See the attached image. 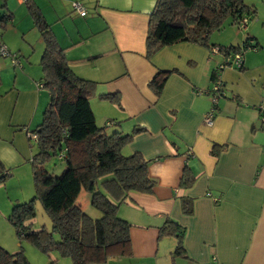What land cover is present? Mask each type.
Returning a JSON list of instances; mask_svg holds the SVG:
<instances>
[{
    "label": "crops",
    "instance_id": "crops-1",
    "mask_svg": "<svg viewBox=\"0 0 264 264\" xmlns=\"http://www.w3.org/2000/svg\"><path fill=\"white\" fill-rule=\"evenodd\" d=\"M34 1L73 72L97 84L90 103L98 126L108 134L142 130L122 152L140 153L156 186L152 194L130 193L119 206L118 215L132 225L133 254L107 264H172L177 241L159 237L167 220L186 230L185 257H176L175 264H264V13L260 15L259 1L245 0L256 9L252 23L260 32L252 31L250 23L244 40L251 38L258 47L242 54L241 69L226 67L219 73L223 96L211 126L204 118L212 108V76L225 56L180 43L149 60L146 41L157 0ZM81 2L87 8L84 17L73 7ZM5 13L13 17L1 39L15 27L18 13L24 19L17 34L25 37L36 28L21 0H0V17ZM38 49L43 54L40 42ZM41 57L36 59L39 66ZM30 65L15 70L2 68L0 61V161L12 176L21 170L27 178L36 155L30 133L42 123L50 103L41 66ZM159 71L173 73L157 98L149 83ZM20 81L27 86L21 88ZM109 94L118 95L121 105L101 99ZM213 145L224 147L218 157L211 153ZM185 168L195 176L188 189L180 187ZM185 198L193 201L190 216L182 211Z\"/></svg>",
    "mask_w": 264,
    "mask_h": 264
},
{
    "label": "trees",
    "instance_id": "trees-1",
    "mask_svg": "<svg viewBox=\"0 0 264 264\" xmlns=\"http://www.w3.org/2000/svg\"><path fill=\"white\" fill-rule=\"evenodd\" d=\"M25 4L44 43L40 66L50 103L42 123L33 132L38 144L31 160L36 196L29 202L14 205L7 219L20 241L31 242L47 255L69 257L73 264H107L114 258H130L132 225L118 215L119 206L128 200L130 193L152 194L156 186L149 174V162L140 153L126 156L122 152L142 130L135 129L126 135L108 134L106 128L98 126L90 103L97 84L73 72L40 7L34 0H26ZM256 15V9L245 0H157L150 15L146 56L150 60L164 47L180 43L217 49L225 57L256 50L258 44L251 43V38L237 46L210 43L211 33L222 30L226 22L239 25L243 20L256 19ZM12 17L11 13L0 17L1 31ZM172 73L159 71L149 83L157 98L161 97ZM218 76L216 69L213 80ZM101 99L121 105L115 94L103 95ZM213 107L217 111L218 105ZM223 149L213 145L211 153L218 157ZM55 157L65 164L60 175L46 166ZM9 177L10 172L0 161V185ZM194 182L191 169L185 168L180 187L188 189ZM83 192L90 194L91 206L100 217L93 218L82 209L79 197ZM37 199L51 219V231L32 227ZM182 211L186 216L192 215L193 201L182 199ZM185 233V228L173 220H167L160 228V238L177 241L171 254L172 264L176 257H185ZM0 264L30 263L22 247L11 253L0 244Z\"/></svg>",
    "mask_w": 264,
    "mask_h": 264
},
{
    "label": "rangeland",
    "instance_id": "rangeland-1",
    "mask_svg": "<svg viewBox=\"0 0 264 264\" xmlns=\"http://www.w3.org/2000/svg\"><path fill=\"white\" fill-rule=\"evenodd\" d=\"M252 1V0H248ZM259 1V9L260 15L264 13V3L262 0H254ZM252 3V2H251ZM82 6L86 8V5L82 3ZM258 4V3H257ZM46 5V2H45ZM46 7V6H45ZM47 14L53 15L51 8H45ZM51 11V12H50ZM23 16H25V10L23 11ZM23 17L18 13L17 21L14 23L15 27H11L10 30H7L3 34V39L1 41L5 44L7 49L10 52V56L3 57L0 56V61L2 62V68L14 67L15 70H21L23 66H31L32 68H40L39 63L37 62V56L42 55L39 54V49L37 51V44L40 42L41 45H44L40 39V34L38 29L34 28L26 33L25 37H23L20 33L17 34L15 29H19L22 27ZM25 21V20H24ZM29 22V21H28ZM253 20L247 22V27L244 28L242 24L240 25H230V22H226L225 26L220 31H215L210 35V43L220 44L225 46L230 45H242L244 40L247 37L248 29L255 32H260L259 26L254 25ZM251 23V24H250ZM24 24V23H23ZM250 24V25H249ZM18 25V28H16ZM249 25V26H248ZM60 28V26H59ZM248 31V32H247ZM0 30V34H1ZM264 34V33H262ZM27 38L31 39V42H27ZM35 50V51H34ZM42 51V48H41ZM215 56H223V55H215ZM222 59V58H221ZM36 60V62H35ZM224 62H228L231 60L229 57H225ZM232 61V60H231ZM235 67L236 66H229ZM228 68V67H227ZM41 70V69H39ZM14 78V76H13ZM12 75L8 79L11 81ZM21 77L19 78V80ZM27 83L25 81H20L21 88H25ZM212 104V101H211ZM264 122V120H262ZM264 127V124L262 125ZM31 148L36 154L38 151V144L33 138L30 140ZM47 169L51 172H54L56 175H60L62 171L65 169V164L60 161L57 157L52 158L51 161L47 163ZM29 169L31 170V178L26 177L25 173L21 170H17L13 172V176L11 175L7 181L0 185V211L4 213V217H0V244L6 248L11 253H16L22 247L25 256L30 264H73L72 260L69 257L60 256L57 253H52L51 255H47L40 251L37 247H35L31 242L27 240L20 241L17 236L14 227L8 221V216L10 215L14 205L23 204L31 201L36 196V187L33 181L32 175V166L31 162L29 164ZM79 203L82 209L88 213L93 218L100 217V213L91 206V196L87 192L81 193L79 197ZM36 216L32 222V227L34 229H42L45 228L48 231L52 229V222L48 214L42 207V204L39 199L34 202ZM116 259V258H114Z\"/></svg>",
    "mask_w": 264,
    "mask_h": 264
},
{
    "label": "built area",
    "instance_id": "built-area-1",
    "mask_svg": "<svg viewBox=\"0 0 264 264\" xmlns=\"http://www.w3.org/2000/svg\"><path fill=\"white\" fill-rule=\"evenodd\" d=\"M21 1L25 2L26 0H21ZM73 7L78 14H80L83 17L86 16L87 12L81 4L74 3ZM240 24H242L243 27L246 28L247 27V20H243L242 22H240ZM214 51L218 52L217 49H215ZM0 56H3V57L10 56L9 50L1 41H0ZM228 57L231 58L232 61L230 60V61L225 62L224 64L220 65L217 68L218 73H220L224 68L229 67V66H236L238 69H240L242 67L243 59H242L241 54H237L234 56H228ZM223 85L224 84L220 79V75L214 79V85L210 91V95L212 97V99H211L212 108L204 118V123L207 126H211L214 122L216 109L213 106L216 104L218 105L220 98L223 96ZM30 137L33 138L35 141H37V135L35 133H30Z\"/></svg>",
    "mask_w": 264,
    "mask_h": 264
}]
</instances>
